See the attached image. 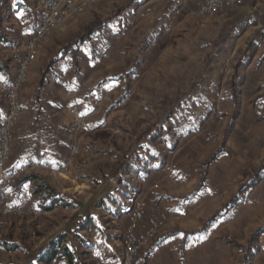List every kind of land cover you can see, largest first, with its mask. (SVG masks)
Returning <instances> with one entry per match:
<instances>
[{
	"label": "rangeland",
	"instance_id": "1",
	"mask_svg": "<svg viewBox=\"0 0 264 264\" xmlns=\"http://www.w3.org/2000/svg\"><path fill=\"white\" fill-rule=\"evenodd\" d=\"M256 1L236 5L249 18L233 28L219 48L213 45L223 25L234 19L236 6L224 7L211 16L198 15L199 6L194 5L183 13H170L165 8L160 13H145L137 7L118 13L116 9L124 0H100L79 14H71L64 27L48 33L28 67L26 86L30 69L40 72L56 61L61 50L73 43L94 18L114 17L112 23L116 22L85 43L83 52L77 55L80 69L74 67L81 93L80 101L69 108L77 106L82 113L95 111L83 132L74 130L68 111L69 126L64 127V132L71 137L72 145L57 169L59 175L53 174L49 181L54 191L68 196L71 206H57L42 213L37 206L28 205L25 194L21 197L24 202L17 204L28 214L2 217L0 234L23 238L30 251H38L52 237L92 215L103 233L89 228L82 235L92 241L97 261L101 257L107 264L109 249L122 250L131 206L138 200L143 212L134 233H144L149 219L164 218L148 247L136 257L138 264L146 263L147 251L163 237L172 240L167 241L155 264H243L251 233L264 228V171L262 180L237 204L212 224L209 220L254 170L264 167V31L252 22L254 12L264 15V4L258 6L261 10H255L259 9L255 8ZM28 4L27 12L18 9L2 19L0 26L7 40L0 42V58L5 61L10 57L9 45L33 34L39 21L40 11L32 0ZM166 23L169 29L152 35L157 25ZM90 49L96 56L104 50L107 59L98 57L96 64H90ZM240 60L243 65L238 67L235 79L240 81L235 103L230 96V81ZM93 73L97 78L88 80ZM193 85L198 89L193 91ZM26 86L19 93V103ZM66 90L63 82L59 97L62 92L68 99ZM90 94L94 95L91 100L86 98ZM166 99L183 103L171 118L172 141L157 142L164 155L163 165L150 160L148 172L132 178L134 194L125 209L110 215L97 206L118 188L116 162L127 146L135 147L134 137L165 124L168 117L159 105ZM1 106L4 109L5 105ZM231 118L232 128L225 137ZM19 119L14 134L21 125ZM38 170L53 171L51 167H37L20 178ZM200 183L202 187L196 191ZM103 237L108 238L107 244ZM73 242L71 237L65 240L69 247ZM254 247L247 264H264V232L256 238ZM25 253H0V262L16 259L18 264H24Z\"/></svg>",
	"mask_w": 264,
	"mask_h": 264
},
{
	"label": "trees",
	"instance_id": "2",
	"mask_svg": "<svg viewBox=\"0 0 264 264\" xmlns=\"http://www.w3.org/2000/svg\"><path fill=\"white\" fill-rule=\"evenodd\" d=\"M14 2L15 0H0V23L2 22L4 16L11 11L13 6L12 4ZM24 2L25 1L23 0V3ZM143 2H145V0H124L122 5L116 10L118 13L125 11L128 12L134 6V4L136 5ZM237 8L239 7L236 6L232 12L234 19L226 22L221 28L220 34L216 39V44L213 45L214 47L219 48L224 40L230 35L231 30L239 25L242 20L249 18L248 14L238 10ZM113 21L114 17L107 19H101L98 17L94 18V20L83 29V32L77 36V39L73 43L67 45L63 50H61V55L63 56L65 54H70L75 70H77L76 48L84 43L90 42L94 35L105 30ZM252 22L253 25L259 26L261 30H264V15H259L254 12ZM3 40H5V36L0 32V41ZM7 63L8 61H4L2 58H0V72L6 71ZM51 64L52 63L47 65L46 68L40 73L35 89L36 93L43 89ZM241 65H243V62L240 60L239 63L234 66L233 75L230 81V96L232 101L235 103L237 102V95L235 93L237 88L236 86L240 82L236 81L235 79L238 74V67ZM197 87V85H193L192 90H197ZM189 96L185 98L184 102H187ZM182 101L183 100L180 101L178 99L175 101V103H173L170 99H166L165 101L161 102L159 107L165 109L166 116L168 117L164 124L165 127L162 125L158 128L153 127L152 130L147 129L148 131H145L134 137L135 147L133 149L131 148L132 146H127L123 150L121 158L116 162V170L119 172L118 188L114 192L107 194L100 201L99 205L97 206L98 208H103L110 215L118 214L134 194L132 178L136 174L147 173L149 168H151L150 160H153L158 166L163 165L164 155L162 150L157 145V142L159 141L160 143L166 144L172 141L174 135L172 134L173 124L171 122V118L175 115L177 109L182 105ZM235 114L236 112L232 118L235 116ZM232 118L230 119L226 129L225 137L232 128ZM131 135L133 136V133H131ZM142 140L145 141L144 145L141 143ZM127 152H130L129 155H127ZM263 171V166H260L254 170L248 181L239 185L237 191L234 194H231L228 201L224 204L223 209L214 213V215L209 220V224H212L218 217L222 216L225 212H227V210L237 204L245 194H247L260 180H262ZM28 178V176L22 177L18 180H15L10 185V187L13 186L16 197L20 195L18 192L19 187L28 181ZM201 184L202 183L199 184L196 191L201 189ZM34 195L37 196V200L40 203L37 205V209L42 213L49 212L57 206H61L63 208H68L71 206L66 194L56 192L52 189H49L45 185L37 186L34 191ZM72 226L73 227L68 228L63 233L55 236L38 251H30V246L23 240V238L14 239L10 233L7 235L0 234V253L4 255H10L13 253L26 252L24 264H97V256L93 252L94 245L92 241L82 235L83 232L90 230L89 228L95 229L99 233H103L101 228L96 224L95 218L92 215H88L81 219L80 225H76L74 223ZM205 229L206 227L204 230ZM263 232L264 228H258L254 230L253 233H251L247 242L248 247L245 250V256L242 259L243 264H247L249 262V253L254 251L255 240ZM68 237H71L74 240L70 247L65 244V240ZM103 242L107 244L108 238L103 237ZM0 264H18V262L16 259H8L0 262Z\"/></svg>",
	"mask_w": 264,
	"mask_h": 264
},
{
	"label": "crops",
	"instance_id": "3",
	"mask_svg": "<svg viewBox=\"0 0 264 264\" xmlns=\"http://www.w3.org/2000/svg\"><path fill=\"white\" fill-rule=\"evenodd\" d=\"M24 1L25 2L23 3V0H15V2L12 4L13 6L11 8V11L6 14V16L15 13L18 9L25 10L27 12L29 7L28 0ZM199 4H201V0H197L196 2H194L193 0H145V2L143 3H139L136 5L134 4V6L129 11H132L134 8L137 7L138 9L143 10L145 13L150 12L151 10L153 12L158 11V13H160V10L165 8L170 11V13H183L186 12L188 9L192 8L193 5L195 7H200ZM262 4H264V0H258V2L256 1L255 8L259 9L255 10H261L258 6ZM168 23L163 26H161V24L157 25V27L154 28L152 35L156 33L160 34L163 31L169 29L170 25ZM112 24L116 25V22ZM109 27L110 25L106 28V30ZM2 30L3 28L1 29L0 26L1 33H3ZM3 35L5 36L4 33ZM25 36L22 37V39H27L30 37H28L27 35ZM5 40H7L6 37ZM0 42H4V40ZM84 45L85 43L76 49V62L78 64L79 69L81 65H79L77 55H80L81 52H83L81 48H83ZM82 54L84 55V53ZM89 54L90 64H96L98 62L99 56H96L95 51H92L91 49L89 51ZM84 56L88 57V55ZM8 58L9 59L6 71L0 72V80L6 83H10L14 75L13 64L10 61V57ZM30 70L31 71L29 73L26 89L22 92L20 97L22 116L19 119V124L21 125L17 127L18 131L14 134L11 143V156L9 161L7 162L6 167L8 170H14L19 163L25 161V157L27 155H33L34 140L38 138L42 140L44 146L43 160L44 162L51 164V169L53 171L38 170L28 176V181H26L19 187L18 192L20 193V195L18 197L15 196L13 186L9 187L8 189L12 197V202L20 204L23 201L21 197L27 194L28 205L34 206L35 208L37 205L40 204L37 200V196L34 195L36 187L45 185L47 187L49 186L48 188L53 190V188L49 184V181L52 180L53 174L55 175L56 173H58L57 169H59V166L62 165L63 160L65 159L63 156L66 153V150L69 148V145H72V143H70L71 137H69L64 132V127L69 126V106L80 101L81 83L78 77L74 78V66L70 54H65L63 56L60 55L59 58L56 59V61H53V63L49 67V72L46 76L43 89L40 92L36 93L35 89L38 83L40 73L43 70L40 72H32V68ZM71 71L72 74H70ZM69 76H71L70 79H68ZM96 78L97 74L93 73L91 74V77L88 78V80L91 81ZM63 82L67 84V90L65 91V95L68 99L64 98V94L62 92L61 96L59 97V87H61ZM86 98L91 100L92 98H94V95L90 94V96H87ZM2 110L3 106L0 105V114L2 113ZM122 209H125V207H123ZM168 240H172V237H163L153 243L151 248L147 251L145 264L156 263L155 260L158 259V255L162 252V250L166 249L165 246H167ZM120 252L121 249L119 251H112L111 249H109L108 253L106 254L108 258L107 264H116L119 260Z\"/></svg>",
	"mask_w": 264,
	"mask_h": 264
},
{
	"label": "built area",
	"instance_id": "4",
	"mask_svg": "<svg viewBox=\"0 0 264 264\" xmlns=\"http://www.w3.org/2000/svg\"><path fill=\"white\" fill-rule=\"evenodd\" d=\"M40 11L39 21L33 35L27 39L13 41L9 45L11 62L14 66V75L10 83L0 81V105L4 109L0 115V228L3 225L2 217L8 215L20 216L28 214L21 205L12 202L9 186L16 179L27 175L28 171L37 167L50 168V163L43 161V146L41 139L34 140L33 155H28L23 163L18 164L14 170H8L6 165L10 156V141L15 132V126L22 115L19 103V93L26 86L28 67L35 59L39 45L52 30L64 27L71 14H79L86 6L100 0H81L78 4L74 0H32ZM250 0H203L197 14L211 16L224 7L243 5ZM99 58L107 59L104 50L100 51ZM94 106H98L95 101ZM72 116V127L78 132L87 129V123L94 111L80 112L77 106L68 109ZM36 213L37 210L33 209ZM143 205L135 200L130 211V226L123 236L122 250L116 264H138L136 257L143 248H147L151 239L163 225V217L149 219L144 233H134L137 222L141 219ZM98 264H104L99 258Z\"/></svg>",
	"mask_w": 264,
	"mask_h": 264
}]
</instances>
